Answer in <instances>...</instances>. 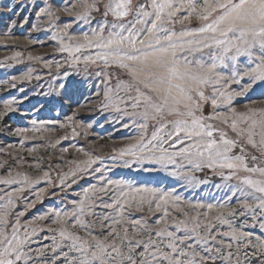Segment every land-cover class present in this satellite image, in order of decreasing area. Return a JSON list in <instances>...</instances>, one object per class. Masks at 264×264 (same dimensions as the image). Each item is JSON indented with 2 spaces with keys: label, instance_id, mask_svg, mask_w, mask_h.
Wrapping results in <instances>:
<instances>
[{
  "label": "snow or ice",
  "instance_id": "obj_1",
  "mask_svg": "<svg viewBox=\"0 0 264 264\" xmlns=\"http://www.w3.org/2000/svg\"><path fill=\"white\" fill-rule=\"evenodd\" d=\"M27 7L5 5L10 27ZM35 16L31 31L50 33L61 59L3 58L48 70L30 111L95 89L98 102L79 107L135 134L53 157L41 152L69 139L52 140L55 126L89 136L79 108L0 129L21 137L0 147V264H264V100L236 106L256 89L264 98V0H45ZM33 73L0 91L43 79ZM27 100H3L0 122ZM46 198L56 203L30 217Z\"/></svg>",
  "mask_w": 264,
  "mask_h": 264
},
{
  "label": "rangeland",
  "instance_id": "obj_2",
  "mask_svg": "<svg viewBox=\"0 0 264 264\" xmlns=\"http://www.w3.org/2000/svg\"><path fill=\"white\" fill-rule=\"evenodd\" d=\"M23 3L28 5L26 9L21 11L19 8L16 9L15 14L12 16L13 19L17 20V24L14 27H10L9 15L6 13L5 5L7 4H19ZM53 2L56 6H63L69 0H49ZM45 6V0H0V81L9 79L13 75H21L28 70V68L34 69V75H41L43 79L39 82L35 79L31 82L17 83V87L14 89H7L0 91V106H2V101L15 96L17 99H21L23 95H28L29 100L25 101L19 108L18 112L10 113L5 119L0 122V129L9 126L10 129H15L16 127H31L30 121L35 118L39 120L49 121V120H59L61 122H66V118L72 115L79 108V115L76 120L82 121L83 123L93 122L94 126L89 130L90 134L85 138L82 134L78 137H71V127L67 129H61L59 126H55V130L50 133L51 139L55 140L61 135L67 133L69 135L68 140L61 141L60 145L51 152H41L42 155H53L56 157L60 154V148L69 147L70 145L89 147L90 144L94 145L101 153L109 152L113 145L119 146L120 144L126 142L125 138L130 135H134V130L123 129L119 125H109L105 124L104 119L98 113H90L86 107H79L80 105H87L89 99L92 104L98 101L92 97L91 91L87 89H81V91H76L75 88H69L68 95H65L62 100L57 99L55 101V106L45 105V107L39 112L38 115L30 111V105L44 104L45 97L38 95L40 91L48 90V83L50 77L47 75L48 70L43 69L42 64L36 61L23 60L20 64H15L11 62L12 66H8L9 62L4 61L5 56H11L15 51L24 52L25 57L29 52L33 55H40L44 59H61L60 55H51L55 47V42L51 41L48 37L50 33L45 35L42 32L31 31V26L37 23V18L35 12L39 10L40 7ZM27 17L28 23L24 24L23 27L20 24L23 19ZM38 40L41 42L27 45L28 39ZM80 77L69 78L70 83L73 85L78 81ZM43 85V89L37 87V84ZM2 88L7 86L0 85ZM20 88H24L25 92L21 93ZM261 90L256 89L251 92L248 97L240 98L236 102L237 107H241L244 103L255 101L259 105L264 98L261 97ZM71 96V99L68 96ZM88 98V99H86ZM47 99H51L50 97ZM22 113H24L22 115ZM99 121V124H103L104 128L101 129L99 124L95 123ZM100 137H103L102 139ZM21 137L8 135L6 131H0V147H5L8 144H15L19 148V141ZM34 143H46L44 141H29L26 142V147L32 146ZM70 153L75 155L73 149L69 147ZM72 158V156H68ZM59 162V161H56ZM127 171V170H122ZM146 175V174H145ZM42 186V185H41ZM75 187V186H74ZM55 201L51 198H46L43 204H38L36 209L32 210L30 217L37 214L38 212L44 211L47 207L52 206ZM29 217V218H30Z\"/></svg>",
  "mask_w": 264,
  "mask_h": 264
}]
</instances>
